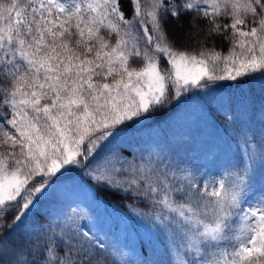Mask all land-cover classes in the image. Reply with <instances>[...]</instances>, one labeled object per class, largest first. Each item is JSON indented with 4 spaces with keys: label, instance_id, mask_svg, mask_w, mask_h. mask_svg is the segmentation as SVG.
<instances>
[{
    "label": "snow or ice",
    "instance_id": "1",
    "mask_svg": "<svg viewBox=\"0 0 264 264\" xmlns=\"http://www.w3.org/2000/svg\"><path fill=\"white\" fill-rule=\"evenodd\" d=\"M182 16L198 52L168 35ZM257 76L264 0H0V264H264V110L214 173L184 146L109 147L184 94ZM74 170L146 204L132 212L160 242L152 257L79 204L34 214Z\"/></svg>",
    "mask_w": 264,
    "mask_h": 264
},
{
    "label": "trees",
    "instance_id": "2",
    "mask_svg": "<svg viewBox=\"0 0 264 264\" xmlns=\"http://www.w3.org/2000/svg\"><path fill=\"white\" fill-rule=\"evenodd\" d=\"M125 11L131 14V7L127 4ZM166 29L178 48L200 50L199 43L185 42V37L189 35L187 16H182L180 20L169 19ZM215 48L227 52L228 44L217 37ZM133 66L139 67V64ZM225 108L230 110L235 123L226 121L220 114ZM262 110L264 77L217 82L207 94L199 90L184 94L167 110L155 113L142 124L130 126L109 147L133 153L156 142L174 148L184 146L193 164L206 173H214L222 163L238 154L239 128L248 126L259 130ZM211 154L216 157L214 161L209 159ZM76 204L88 212L101 234H106L126 250L135 249L137 253L144 250L147 256L154 255L159 240L150 238L145 227L148 221L142 222L132 212V209L147 212L146 204L134 201L122 192L98 187L82 171L74 170L60 177L49 195L40 199L33 212L49 215Z\"/></svg>",
    "mask_w": 264,
    "mask_h": 264
},
{
    "label": "rangeland",
    "instance_id": "3",
    "mask_svg": "<svg viewBox=\"0 0 264 264\" xmlns=\"http://www.w3.org/2000/svg\"><path fill=\"white\" fill-rule=\"evenodd\" d=\"M86 188H88V187L86 186ZM88 191H91V189H90V188H88Z\"/></svg>",
    "mask_w": 264,
    "mask_h": 264
}]
</instances>
